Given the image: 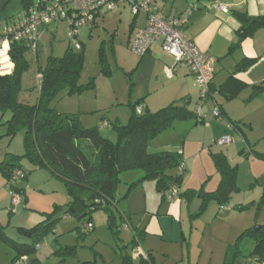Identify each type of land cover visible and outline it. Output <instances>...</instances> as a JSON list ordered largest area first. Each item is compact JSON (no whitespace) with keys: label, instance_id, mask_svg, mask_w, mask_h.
Instances as JSON below:
<instances>
[{"label":"rangeland","instance_id":"rangeland-1","mask_svg":"<svg viewBox=\"0 0 264 264\" xmlns=\"http://www.w3.org/2000/svg\"><path fill=\"white\" fill-rule=\"evenodd\" d=\"M156 1L162 9L163 1ZM21 11L20 0H0V22ZM133 19L130 10L120 6L97 18L95 23L81 26L77 37L70 36L64 20L47 24L38 36L37 47L24 53L25 67L16 101L35 104L39 96V72L48 57L62 56L67 47L75 50L74 42L78 40L84 51L78 83L86 86L91 80L93 84L71 94L65 89L60 91L50 101V107L58 113L78 114L82 126H96L103 137L115 142L117 133L113 124H127L135 102L148 97L150 110L156 111L176 97L174 79L152 63L140 64L142 57L130 49ZM169 62L163 60L161 64L170 65ZM193 89L188 108L196 112L199 88L194 85ZM238 102L232 111L236 117L242 116L241 122L235 120L241 127L238 131L227 127L224 118L214 117V104L207 101L201 106L204 123L194 124V117L175 121L147 144L149 152L173 151L183 158V181L176 188L178 193L189 190L188 197L176 195V201H181L176 224L181 225L182 242L176 238V242L164 243L159 235L151 234L145 242L141 240L140 245L131 248L132 235L125 224L143 228L150 214L156 213L161 199L154 180L150 179L127 191L128 185L140 177L139 170L120 173L113 212L117 216L123 211L127 215L125 224L119 216L110 228L106 212L97 209L91 213L93 230L85 234L76 229L80 224L77 219L63 216L69 200L66 187L49 170L33 168L26 159L19 161L28 179L22 184L23 200L11 212L10 193L0 173V225L10 239L27 243L29 239L18 234L17 227L29 228L48 217L58 219L24 264H123L119 255L124 251L130 254L132 264H146L140 261L143 257L140 255L143 251L147 255V250L153 255L151 264H222L227 245H233L243 230L264 225V159L256 155L264 154V103L254 100L243 110ZM10 115V109H0V161L7 153L16 156L24 153L22 132L7 135L6 121ZM222 136L231 141L219 146L217 140ZM220 151L236 167L237 190L229 195L226 206L215 200L203 204L205 192L215 190L219 184L212 154ZM202 204L204 210L200 209ZM63 246H75L76 254L60 262L53 252ZM241 249L243 253L232 264H250L248 237ZM12 256L13 249L0 240V264H11Z\"/></svg>","mask_w":264,"mask_h":264},{"label":"trees","instance_id":"trees-1","mask_svg":"<svg viewBox=\"0 0 264 264\" xmlns=\"http://www.w3.org/2000/svg\"><path fill=\"white\" fill-rule=\"evenodd\" d=\"M20 1L23 11H26L35 0ZM193 7V4L189 5V10ZM19 13L0 22V29L2 24L11 23ZM232 15L240 23V27L236 32V44L229 46V51L239 46L257 29L264 27V15L251 17L239 11H233ZM27 49L21 42H14L10 50L14 68L10 74L0 75V109L8 108L11 111V115L6 121L7 135L11 137L21 131L24 145V153L21 156L7 153L6 157L0 161V173L5 179V187L10 193L9 212L12 210V192L18 193L21 198L24 188L20 186V183L28 179L19 162L22 159H26L33 168H46L52 175L64 182L69 200L65 204L63 216L77 219L80 224L76 229L83 234L93 230L91 213L97 209L106 212L110 228L115 226L116 217L120 216L123 223L126 222L127 215L123 211H120L117 216L113 212V206L117 204L115 193L120 183V173L123 171L139 170L141 172L140 177L128 185L127 191L148 179L154 180L155 189L163 198H166L164 191L170 188L177 190V186L181 185L183 181L184 167L181 153L166 150L149 152L147 144L162 131L170 128L175 121L194 117L196 118L194 124L204 123L203 116L198 117L196 112L189 110L190 98L185 97L171 101L156 111H150L142 106L144 99H140L132 105V114L127 124H113L117 133V140L113 142L103 137L98 127L86 128L82 126L78 114L58 113L50 107V101L60 91L65 89L67 94H71L80 92L87 85L93 84L91 80L86 86L78 83L84 62L83 44H80L79 49L75 48V50L67 47L62 56L48 57L45 67L39 72V96L33 105L16 101L21 73L25 67L24 53ZM254 62L253 58L240 60L218 89L211 86V82L204 101L209 98L214 100L215 91L226 100L234 99L247 86L236 78V73L246 70ZM263 92L264 84L252 85L250 98L257 97ZM199 100L200 95L198 102ZM213 104L219 111L218 116L214 115V117L224 118L220 106L215 101ZM138 107H141L140 112L136 111ZM226 125L236 131L241 129L239 121L227 119ZM256 155L264 159V154L256 153ZM212 157L220 180L214 191L205 192L202 197L203 204H206L208 200H215L219 205L226 206L230 199L229 195L237 190L236 167L229 164L227 157L222 152L213 153ZM16 170L20 171V175L14 179L13 175ZM188 192L189 190L178 193L177 190V195L188 197ZM22 200L23 198L20 203ZM203 204L202 208L200 207L201 210H204ZM48 215L50 216L51 213ZM57 220V218L48 217L29 228L17 227L18 234L29 239L27 243L10 239L0 225V240L13 249L10 263L15 264L19 261V264H24L26 258L34 253L36 245L48 231L52 230ZM89 224L90 228H88ZM125 225L133 233L130 242L131 248L133 245H140L145 232L135 230L129 224ZM245 237L251 241V249L247 254L250 264H264V225L259 226L256 230H244L233 245H227L222 264H232L238 254L243 253L241 246ZM53 253L62 262L66 257L76 254V247H59ZM144 254L143 251L140 261L151 264L150 255ZM119 257L123 264H132L130 254L125 251L120 253Z\"/></svg>","mask_w":264,"mask_h":264},{"label":"crops","instance_id":"crops-1","mask_svg":"<svg viewBox=\"0 0 264 264\" xmlns=\"http://www.w3.org/2000/svg\"><path fill=\"white\" fill-rule=\"evenodd\" d=\"M153 1L155 2L156 0ZM162 1L163 8L161 9L160 7L162 13L165 16H175L179 21V26L185 37L193 42L201 52L213 60L214 77L211 86L215 89H218L219 85L227 79L230 72L233 71L235 65L240 60L243 58L255 59V62L249 68L236 73V78L244 82L247 86L234 99L226 100L221 94L215 91L214 100L209 98L205 101H212V103L215 101L220 106L221 112H223L225 116L224 123H226L227 119L230 121L240 120L241 122L242 116L238 115L239 117H236L232 112L234 103L239 101L238 105H240L243 110L248 108V104L251 103V101L256 100L264 103V92L257 97L250 98L252 85L264 84V27L257 29L252 35L245 38L239 46L229 51V46H235L236 44V32L240 27V23L232 15V12H244L251 17L264 15V0H221L229 6V12L227 14H219L213 9L208 8L206 5L210 3L208 0ZM156 4L158 5V3ZM191 4H193L195 8L189 10V5ZM144 19L145 16L143 13L134 17L131 26L132 32L130 41H132L137 29L143 26ZM156 54L160 56V58H163L162 61H170L169 63L171 64L162 65L161 59L155 56ZM140 57H142L140 64L152 63L156 69L164 70L168 77L174 79V82H176V97H174L172 101L185 97L190 98L195 85L193 75L181 64L174 66L173 57L161 50L159 41H156L151 46L150 50ZM142 106L150 110L148 97L143 100ZM224 145L227 144H221L219 146ZM140 175L141 174L138 176ZM2 179L5 186L3 175ZM22 184L23 183H20V186H22ZM7 192L9 193V190ZM159 197L161 198L160 205L158 206L159 208L156 209V213L150 214L147 219V224L144 225L143 228L131 227L135 230H143L145 232L146 235H143L142 238L144 242L151 234L159 235V237L164 240V243L176 242V238L182 242L184 234L181 225L176 224V214L180 215L181 213V201L179 200V202H177L176 196L171 200L163 198L161 195ZM192 201L193 199L191 202ZM177 221L179 223V220ZM128 230L133 237L132 230ZM147 254L153 258V255L151 256L148 250Z\"/></svg>","mask_w":264,"mask_h":264},{"label":"built area","instance_id":"built-area-1","mask_svg":"<svg viewBox=\"0 0 264 264\" xmlns=\"http://www.w3.org/2000/svg\"><path fill=\"white\" fill-rule=\"evenodd\" d=\"M206 5L219 14L229 12L228 4L221 0H214ZM120 6L127 7L134 17L140 13L145 16L143 26L137 29L130 43V49L134 54L145 55L151 46L159 41L161 50L173 57L174 66L181 64L193 75L195 85L200 92L196 114L198 117H202L201 106L205 102L204 98L214 77L213 60L185 37L178 19L175 16H165L153 0H35L11 23L1 26L0 75L10 74L14 68L10 56L11 46L14 42H21L27 48L35 49L41 30L47 24L59 20L66 21L70 36L75 37L81 26L95 23L97 18ZM79 47L80 43L76 40L74 48L79 49ZM136 111L140 112L141 107L136 108ZM218 114V109L214 107V115L218 116ZM230 141L228 136H222L217 140V144L221 145ZM19 175L20 171L16 170L13 175L14 179ZM164 195L168 200H171L177 195V190L170 188L164 191ZM20 200V195L12 192V210L18 206ZM90 227L89 224L88 228ZM15 264H19V261Z\"/></svg>","mask_w":264,"mask_h":264},{"label":"water","instance_id":"water-1","mask_svg":"<svg viewBox=\"0 0 264 264\" xmlns=\"http://www.w3.org/2000/svg\"><path fill=\"white\" fill-rule=\"evenodd\" d=\"M257 228H255V230H256Z\"/></svg>","mask_w":264,"mask_h":264}]
</instances>
